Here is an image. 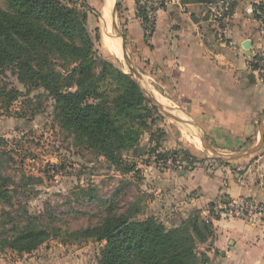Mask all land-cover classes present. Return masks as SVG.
<instances>
[{
    "label": "crops",
    "instance_id": "obj_1",
    "mask_svg": "<svg viewBox=\"0 0 264 264\" xmlns=\"http://www.w3.org/2000/svg\"><path fill=\"white\" fill-rule=\"evenodd\" d=\"M144 1L149 0L138 5L135 0H113L120 5L117 15L129 59L142 76L150 74L151 97L174 108L175 122L194 127L200 147L206 144L225 157L214 155L212 161L219 165L202 168L197 155L201 151L194 147L188 151L187 171L147 175L150 214L166 216L173 225L193 213L209 222L206 264H264V213L236 217L217 208L245 199L264 210V75L252 62L264 48V19L256 18L261 0H233L218 18L212 14L216 0H169L153 14ZM137 6L145 9L146 22L137 17ZM246 41L248 52L243 48ZM255 128L256 144L248 148L252 143L246 139ZM209 139L221 142L217 152ZM66 261L48 258L39 263L32 258L23 264H74Z\"/></svg>",
    "mask_w": 264,
    "mask_h": 264
},
{
    "label": "rangeland",
    "instance_id": "obj_2",
    "mask_svg": "<svg viewBox=\"0 0 264 264\" xmlns=\"http://www.w3.org/2000/svg\"><path fill=\"white\" fill-rule=\"evenodd\" d=\"M60 1L78 11L86 12L87 29L92 39L98 28L100 41L95 43L97 57H102L122 72L131 74L147 96L151 97L149 91L153 88L150 74L146 73L143 77L140 70H136L132 64L131 67L138 73L133 75L130 66L122 58L120 40L117 43L119 56L104 44L105 31L110 36L114 35L109 32L112 30L113 0L107 10V26L104 20L107 0ZM260 7L263 9L264 6L261 3L256 5V17L258 15L262 18ZM0 10H6L3 0H0ZM117 12L116 9L115 22L120 32L123 27L120 28ZM49 58L57 72L65 73L73 66V63H67L62 58ZM255 60L256 57L252 60L253 64ZM105 83L102 88L103 101L110 104L116 95V85L109 80ZM0 87L13 88L20 93V97L6 109L0 102V182L5 184L9 197V203L0 200V225L4 224L7 228L10 221L31 217L36 220L38 227H45L50 232L49 239L30 254H18L2 248L0 236V264H23L32 258L39 263L47 262L48 258H63L67 260L66 263L98 264L99 254L105 243L73 233L79 234L86 227L100 224L109 214V207L116 216H127L136 211V220L154 217L167 229L179 227L182 221L173 225L166 216L156 217L150 214L153 211L148 202L150 204L152 194L148 195L145 190L147 175L153 172L156 175L166 170L187 171L191 163L186 159L185 153L194 151V147L201 151L197 155L202 168L211 163L214 166L220 163L212 161L216 158L209 151V159L205 158V150L199 146V134L194 127L175 122L158 109L162 118H156L155 112L146 118L149 129L143 127L146 131L139 137L136 147L124 154L121 166H113L103 155L88 147L84 139L62 128L56 119L54 102L43 88L21 83L11 68L0 71ZM160 101L164 103L163 100ZM163 107L178 117L171 105ZM142 114L146 115L145 111ZM253 132L255 136L249 135L246 139V142L252 143L248 148L256 144V128ZM176 140L180 142L177 144ZM209 140L216 148L209 145L214 151L221 146V142ZM138 149H141V153ZM152 150L166 160H155L157 154H152ZM172 160L176 162L172 163ZM130 167L133 170L126 171ZM2 229L4 228L0 227V231ZM208 246L209 243L196 240L198 264H205L204 252Z\"/></svg>",
    "mask_w": 264,
    "mask_h": 264
},
{
    "label": "trees",
    "instance_id": "obj_3",
    "mask_svg": "<svg viewBox=\"0 0 264 264\" xmlns=\"http://www.w3.org/2000/svg\"><path fill=\"white\" fill-rule=\"evenodd\" d=\"M3 1L6 10H0V71L11 68L21 83L43 88L54 102L62 128L84 139L109 164L121 166L124 154L135 148L139 137L149 129L146 118L153 112L156 118H162L158 108L146 99L131 74L97 57L99 30L96 28L92 39L86 12L60 0ZM135 1L138 5L140 0ZM137 8V17L146 22L145 9ZM116 9L120 11L119 3ZM259 9L264 19V10ZM119 34L125 40V33ZM49 56L70 61L73 66L65 73L57 72ZM107 80L116 85L110 104L103 101L102 88ZM18 97L16 89L0 87V102L5 109ZM152 154H157L155 160H166L155 150ZM185 154L186 159L190 157ZM0 200L9 203L1 182ZM107 211L109 214L97 226L73 233L105 243L98 264H198L196 240L205 243L212 234L211 224L196 213L179 227L167 229L154 217L136 220V211L127 216H116L110 207ZM9 225H0L4 228L0 231L2 248L18 254H30L50 237V232L38 227L31 217L10 221ZM203 263H207L205 256Z\"/></svg>",
    "mask_w": 264,
    "mask_h": 264
},
{
    "label": "built area",
    "instance_id": "obj_4",
    "mask_svg": "<svg viewBox=\"0 0 264 264\" xmlns=\"http://www.w3.org/2000/svg\"><path fill=\"white\" fill-rule=\"evenodd\" d=\"M169 0H149L144 1V6L151 10L149 11L150 14L156 11L161 6V3ZM233 0H216L215 5L212 9V14L214 18L222 17L223 13L226 11L228 3ZM261 5L264 6V0H261ZM264 10V7H263ZM149 14V15H150ZM151 16L148 17L150 19ZM148 27V26H146ZM256 70L259 72L260 75H264V48L262 52L256 57L255 60ZM217 208L225 213H229L236 217H246L250 218L257 214L264 213L262 207L247 201L245 199H239L237 201H231L226 203H219L217 204Z\"/></svg>",
    "mask_w": 264,
    "mask_h": 264
},
{
    "label": "water",
    "instance_id": "obj_5",
    "mask_svg": "<svg viewBox=\"0 0 264 264\" xmlns=\"http://www.w3.org/2000/svg\"><path fill=\"white\" fill-rule=\"evenodd\" d=\"M188 1L190 3H202V4L206 3V4H210V3H214L215 0H188ZM116 4L114 5L113 12H112V30H111V32L113 34H115L118 39H120V44L119 45H120V51H121V54H122V58L126 62V64L130 66V71L133 73V75L136 76V75H138V73H136L134 68L131 67L132 66V62H131V60L129 59V57L127 55L126 48H125V41L120 36L119 29H118V27L116 25V22H115ZM243 48L248 52V49H249V42L248 41H246L243 44ZM137 85L140 87V85L138 83H137ZM140 89L142 90V92H143L144 96L146 97V99L149 100L151 103H153L154 106H156L161 111V113L163 115H165L168 118L173 119L174 121H178V119L176 117H174L172 114H170L168 111H166L163 108V106L160 105L153 97L147 96V94L145 93V91L141 87H140ZM258 147H259V145L257 147H255L254 149H251V150L243 152L242 155H248V154L252 153L253 151H255ZM203 148H204V150H208V151L212 152V150H210V148L206 144L203 145ZM138 152L141 153V149H138ZM212 154L215 155V157H217V158L225 159V157L222 156V155L216 154L214 152H212ZM230 157L231 156H228L227 158H230Z\"/></svg>",
    "mask_w": 264,
    "mask_h": 264
},
{
    "label": "bare ground",
    "instance_id": "obj_6",
    "mask_svg": "<svg viewBox=\"0 0 264 264\" xmlns=\"http://www.w3.org/2000/svg\"><path fill=\"white\" fill-rule=\"evenodd\" d=\"M111 2H112V0H107V5H106V9H105V12H106L105 14L106 15H105V18H104V20L106 21V26L108 25V14H107V10L110 8L109 5L111 4ZM109 32H111V31H109ZM104 35H105V38H104V44H105V46H107L109 49H111L112 50L111 52H114L115 55H118V44H117L118 43V38L116 37V35L115 34L114 35L111 34V36H110V35L107 34L106 31H105Z\"/></svg>",
    "mask_w": 264,
    "mask_h": 264
}]
</instances>
